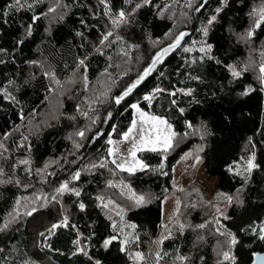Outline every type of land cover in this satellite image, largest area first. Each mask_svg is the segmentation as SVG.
Masks as SVG:
<instances>
[{"label":"trees","instance_id":"obj_1","mask_svg":"<svg viewBox=\"0 0 264 264\" xmlns=\"http://www.w3.org/2000/svg\"><path fill=\"white\" fill-rule=\"evenodd\" d=\"M171 1L107 0L106 8L101 0H63L65 10L51 20L45 15L47 0H22L23 7L0 0V137L5 138L6 170L0 172V228L9 225L0 231V264H143L133 257L154 241L155 264H221L216 248L224 236L216 231V220L238 241L230 246L235 264H250L255 253L264 251L259 239L264 225V86L249 69L239 77L230 70L247 53L237 34L250 28L254 6L264 0L202 1L191 36L165 53L117 104L116 98L157 54L173 44L169 35L176 21L163 9ZM121 10L126 22L114 25ZM212 16L216 20L209 24ZM109 31L112 36L101 44ZM252 40L264 43V23L254 29ZM209 46L211 51L200 50ZM42 68L64 82L61 87L79 76L82 81L60 96L58 114L37 127L52 92L50 75ZM5 91L15 100L5 98ZM133 104L163 117L175 135L167 151L140 152L148 167L129 172L112 162L109 140L131 127ZM195 148L201 150L205 172L218 179L216 192L211 198L193 192L188 199L191 188L182 191V209L165 234L163 200L175 192L174 165ZM246 148L255 152L257 167L250 173L237 170ZM50 161L56 163L42 172ZM65 183L69 190L57 192ZM35 194L42 204L31 210ZM224 195L238 198L224 203ZM133 196L145 202L138 205ZM53 225L60 226L49 232ZM114 236L105 248L104 241Z\"/></svg>","mask_w":264,"mask_h":264},{"label":"rangeland","instance_id":"obj_2","mask_svg":"<svg viewBox=\"0 0 264 264\" xmlns=\"http://www.w3.org/2000/svg\"><path fill=\"white\" fill-rule=\"evenodd\" d=\"M202 1L205 2V0H172L170 3L171 5L169 4L170 6L166 5L165 8H163L166 9L167 14L172 15V17H174L176 21L175 28L169 35V39L172 41V43H175L176 38L181 33H184L187 30L192 31L193 23L196 22L198 19H200V13L203 7L200 9V11H196V8L200 7V5L203 4ZM47 2L49 3L50 7H55L57 4V0H47ZM189 3H191L192 5L191 7H189ZM59 4L60 6L56 8V11L54 13L47 14L51 20H55L57 17H59L62 14L61 10L62 11L63 9L65 10L63 0H59ZM261 8H264V1H262L259 4H256L253 10L256 9L257 11H259ZM254 19L255 17L252 15V23L250 25V28H248V30L245 32L237 34L239 41L245 44L247 48V53L245 57L240 59L237 63H235L233 67L239 72L245 69L251 70L253 72L254 79L259 84L264 86V73L260 72L261 65H264V43H255L252 40V37L251 38L247 37L248 31L253 30L254 28ZM205 28L206 26L202 25V29ZM196 43L198 42L196 41ZM42 69L46 71L48 75H50L52 92H51V97L48 99L49 101L48 106L45 108L44 112L42 113L43 120H41L38 124L37 121H34L32 123L33 126L37 124V127H39V125L41 123H44L46 120L49 121L51 115L56 116L58 114L57 109L61 104L60 96H62V94L65 95V93L72 92V90L75 87H77V85L80 84L82 81L81 79L82 76H79L78 78H75L71 84L67 83L63 87H61L64 82L59 83V81L55 79V77H53L49 68L48 69L42 68ZM248 89H251V87L248 86ZM135 105L138 106V104ZM138 107L140 109V112L145 113L146 116L157 117L165 121L163 117L149 114L140 106ZM140 112H138L135 109L134 120H133V122H135V128L129 135V138L125 140L124 136L126 133H129V129H133V123L131 127L128 129V131L125 132L121 138L112 137L110 138L112 143H109V154L111 150L110 158L112 162L115 161L114 164L117 167L118 165H123L124 168L122 170L125 171H128L127 169L130 168L134 169L129 172H136L148 167L145 161H143L140 158L139 156L140 152L144 150H151L153 147H155L156 150H160V151L163 150V145L161 143L153 144L150 142H143V141H153L156 139L157 135H160L161 138H163L164 135L171 134L170 130L168 129L167 123L165 125H159V124H154L151 120L148 119L142 120ZM142 136H143V141L141 140ZM173 137L174 136H172L171 146L174 141ZM4 140H5L4 137H0V145H2L0 146V170H2L0 172L3 173L6 172V170H4V168L2 167L3 165L2 160L5 159L4 148H3ZM134 145L136 151L135 158H133L130 155V152L134 149ZM254 153H255L254 150H249L248 148H246L244 152V154H246V157H244L245 159L243 160V162H240L237 165V170L241 171L242 173H247L246 168L248 161L253 156ZM55 163L56 161H50L41 171L43 172L45 169H50ZM140 164H143L144 167L141 168L139 166ZM173 172H174V176L172 182L175 192L172 193L171 195L166 196L163 200V215H162L161 225L165 234H168L170 232L169 231L170 224L173 222V220L176 218V216L179 214L180 210L182 209L183 199L181 192L191 188V191L187 192L185 195V197H187L188 199H192L196 196H201V197L205 196L207 198H211L216 192V184L218 181L216 177L210 176L205 172L204 159L201 155V150L198 148L192 149L187 153H185L182 156V158L174 165ZM193 192H196L194 194V197H192ZM226 196L229 195L223 196L224 203L228 202L225 199ZM231 197H233V200H236L238 198V195ZM39 200H40L39 195L35 194V196L31 200L32 202V206H30L31 210L39 207L42 204L41 202H39ZM218 241L219 243L216 248V256L218 259H221L223 258L221 255L223 251L230 252L229 238L225 235L223 238H219ZM157 253H158V245L157 242L154 241L149 246L148 250L142 253L144 259L138 262L143 264H155Z\"/></svg>","mask_w":264,"mask_h":264},{"label":"snow or ice","instance_id":"obj_3","mask_svg":"<svg viewBox=\"0 0 264 264\" xmlns=\"http://www.w3.org/2000/svg\"><path fill=\"white\" fill-rule=\"evenodd\" d=\"M37 2H39V0H37ZM131 2H132V0H125V3H131ZM205 2H206V0H205ZM101 3H104L105 6H106V8H107V0H101ZM143 3H144V4H148V3H150V0H143ZM23 6H24V4L22 3V0H15V4L12 5V7H23ZM59 6H60V4H59V0H57V4H56V6H55V7H49V9H48V13H54V12L56 11V8L59 7ZM141 6H142L141 4H136V5H135L136 8H140ZM191 6H192L191 3H189V7H191ZM203 6H204V5L201 4L200 7L196 8V11H200V9H201ZM28 7L31 8L32 5H31V4H28ZM108 11L110 12L111 10L108 9ZM216 11H217V13H219V12L221 11V9H220V8H217ZM45 15H47V13H45ZM252 15L255 17V19H254V29H255V28H259V27L261 26V24L264 23V8H261L259 11H257L256 9H254ZM33 19L36 20V19H39V17H38V16H34ZM215 20H216V16H212L211 19L208 21V23L211 24V23H212L213 21H215ZM121 22H126V14H125V12H124L123 10H121V11L118 13V18H117V19H113V21H112V23H113L114 25H119V23H121ZM254 29L248 31V33H247V37H248V38H251V37H252ZM27 31H28V35H31V25L28 26V30H27ZM203 32H204L205 35H207V28L203 29ZM77 34L80 35V33H77ZM185 35H186V33H181V34L176 38L174 45L169 46V48H165V49L163 50V53H167V52L170 50L171 47L179 46V45H180V41L183 39V37H184ZM110 36H112V32H111V31H109V32H107L106 34H104L103 37H102V40H101V44H103L105 41H107L108 38H109ZM116 39H120V38H119V37H116ZM22 42H23V41H20V43H22ZM190 50H191V49H188V48H185V49H184V51H186V52H187V51H190ZM200 50H201L202 52L211 51V47L209 46L207 49L202 48V49H200ZM0 51H4V50H3V49H0ZM160 58H161V54L158 53L157 56L153 59L152 64H153V65L156 64V63L160 60ZM0 63H2V61H0ZM80 64H81V65H84V60H81V61H80ZM230 70H231L232 75H233L234 77H239V76L241 75V73H240L239 71H237V70H236L234 67H232V66H230ZM150 71H151V66H150L148 69H145L143 75H141V76H140V77H139V78H138V79H137V80H136V81H135V82H134L129 88H127V89L125 90V92H124L120 97L116 98V103L119 104V103L121 102V100H123V98H124L125 96L129 95L130 92H131L134 88H136L137 85L140 84V82H141L142 80H144V78H145L146 76H148V75L150 74ZM260 72H261V73H264V65H261V67H260ZM157 91H160V90L157 89ZM185 94L190 95L191 93L188 92V93H185ZM244 94L247 95V92H245ZM4 95H5V98H10V99H12V100H15V97H11L10 94L7 93L6 91L4 92ZM144 99H145V100H149V101H151L152 96H145ZM132 107L135 108L138 112H140V109H139V107H138L137 105L133 104ZM140 115H141V119H142V120H143V119H148V120H151L154 124L165 125V124L167 123L166 121H164V120H162V119H159V118H157V117H148V116H146V114L143 113V112H140ZM169 127H170V126H169ZM189 127H191V125H189ZM134 128H135V122H133V129H129V133H126V134H125V136H124V139H125V140H127V139L129 138V135H130L131 132L134 130ZM141 131H143V130H141ZM78 135L81 136V137H83V136H84V133H83V132H80V133H78ZM174 135H175L174 133H171V134H169V135H164L163 138H161L160 135H157L156 139L153 140V141H143V136H142V137H141V140H142L143 142H150V143H153V144L161 143V144L163 145V150H164V151H167V149L171 147V140H172V136H174ZM109 143H112V141L109 140ZM0 146H2V145H0ZM77 147H79V145H77ZM151 150H152V151H156V148L153 147ZM110 154H111V150H110ZM130 155H131L133 158H135V156H136L135 145H134V149L130 152ZM254 159H255V155L253 154V156L249 159L248 164H247V168H246V171L249 172V173L251 172V170H252L253 168H256V167H257V165L254 163ZM22 163H28V162H27V161H22ZM113 163H115V161H113ZM137 163H139V162H137ZM100 166L103 167L104 165L101 164ZM139 166H140L141 168L144 167L143 164H140ZM118 167H120L121 169L124 168L123 165H118ZM161 167H163V165H161ZM127 170H128V171H132V170H134V169H131V168H130V169H127ZM230 170H231V169H230ZM79 175H80V173L77 172L73 178H74V179H77V178H79ZM110 186H111V185H110ZM68 190H69V189H68V185L65 183L64 185H62L61 188L57 189V192H59V193H63L64 191H68ZM75 195L79 196L80 193H79L78 191H76V192H75ZM133 198L135 199V202H136V204H138V205L141 204V203H143V202H145V198H144L143 196H139V197H135V196H133ZM101 199H102V198H101ZM225 199H226L229 203H231L232 200H233V197H231V196H226ZM237 202L239 203L240 201H237ZM109 203H111V201H109ZM103 206H104V207H107L108 205H107V204H104ZM80 208H81V209L84 208V204H83V203L80 204ZM217 211H219V209H217ZM27 214H28V215H31L32 213L29 212V213H27ZM221 215L224 216V219H228V217H227L226 215H224L223 213H221ZM66 223H67V221L65 220V221H64V224L66 225ZM215 223H216L217 225H219V227H217L216 231H217L220 235H222V236H225V235H226V236H228V237L230 238V239H229V244H230V246H234V245H236V244L238 243V241H237L235 235H233V234L230 233V232L221 231V228L223 227V225H220V221H219V220H216ZM8 226H9V225H8L7 223L4 224L3 227L0 228V231H3V230L6 229ZM59 226H60V225H53V226H52V229H50L49 232H52V230H54L55 228H57V227H59ZM131 227L134 228L135 225H132ZM197 227H199V228H204V227H206V225H205V224H200V225H198ZM113 228L115 229V224L113 225ZM181 228H183V225H181ZM255 231H256V229H253V232H255ZM259 233H260V234H259V239L262 240V241H264V225H260V226H259ZM40 235H44V234H43V233H40ZM167 238H168V237H165V239H167ZM115 239H117V237H115V236H114V237H111V238H109V239H106V240L104 241V245H103V246H104L105 248H107V247L113 242V240H115ZM127 242H128V241H127L126 239L123 240V241H121V244H122L121 251H125V247H124L123 245L127 244ZM76 243L79 244V241H76ZM79 250H80V251H83V249H79ZM221 255H222V257H223V261H232V264H235V257L232 256V255H230V252H229V251H223V252L221 253ZM157 257H159V253H157ZM133 258L136 259L137 261H141V260L144 259V256H143L142 253H136L135 256H134ZM256 258H257V260L259 261V264H264V256H260L259 254H256ZM179 259L183 260V259H185V258H184V257H180ZM223 261H221V264H223Z\"/></svg>","mask_w":264,"mask_h":264},{"label":"water","instance_id":"obj_4","mask_svg":"<svg viewBox=\"0 0 264 264\" xmlns=\"http://www.w3.org/2000/svg\"><path fill=\"white\" fill-rule=\"evenodd\" d=\"M184 33H186V35L183 37V39L180 41V45L181 44H183L184 43V41L189 37V36H191V34H192V31H189V30H187V31H185ZM171 45H174V43L173 44H171ZM171 45H168L167 47H165V48H169V46H171ZM179 45V46H180ZM176 47H178V46H175V47H171L170 49H174V48H176ZM165 48H163L162 50H161V58H160V60L163 58V56L165 55V53H163V50L165 49ZM159 62V61H158ZM157 62V63H158ZM156 63V64H157ZM156 64H151L150 66H151V70H152V68L156 65ZM150 73H151V71H150ZM149 76V75H148ZM148 76H146L145 78H144V80L148 77ZM144 80H142L141 82H143ZM140 82V83H141ZM138 86V85H137ZM137 88V87H136ZM256 254H259L260 256H264V251H259V252H257V253H255V255L253 256V259H252V262L250 263V264H259V261L257 260V258H256Z\"/></svg>","mask_w":264,"mask_h":264}]
</instances>
